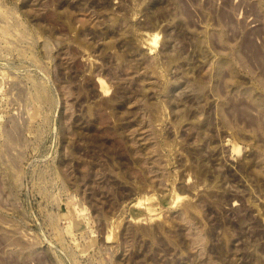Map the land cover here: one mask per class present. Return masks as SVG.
<instances>
[{
    "label": "rangeland",
    "instance_id": "rangeland-1",
    "mask_svg": "<svg viewBox=\"0 0 264 264\" xmlns=\"http://www.w3.org/2000/svg\"><path fill=\"white\" fill-rule=\"evenodd\" d=\"M0 264H264V0H0Z\"/></svg>",
    "mask_w": 264,
    "mask_h": 264
}]
</instances>
